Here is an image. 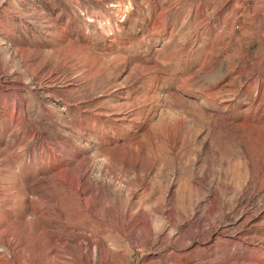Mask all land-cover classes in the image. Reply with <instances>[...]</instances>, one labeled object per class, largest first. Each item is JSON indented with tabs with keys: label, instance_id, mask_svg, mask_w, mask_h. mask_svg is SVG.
Instances as JSON below:
<instances>
[{
	"label": "rangeland",
	"instance_id": "rangeland-1",
	"mask_svg": "<svg viewBox=\"0 0 264 264\" xmlns=\"http://www.w3.org/2000/svg\"><path fill=\"white\" fill-rule=\"evenodd\" d=\"M0 264H264V0H0Z\"/></svg>",
	"mask_w": 264,
	"mask_h": 264
}]
</instances>
